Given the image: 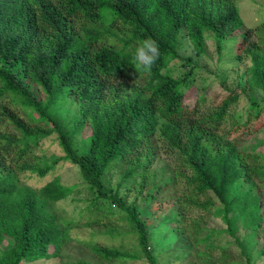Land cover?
I'll return each mask as SVG.
<instances>
[{
	"label": "trees",
	"instance_id": "16d2710c",
	"mask_svg": "<svg viewBox=\"0 0 264 264\" xmlns=\"http://www.w3.org/2000/svg\"><path fill=\"white\" fill-rule=\"evenodd\" d=\"M207 33L219 58L228 49L235 61H248L241 90H228L216 106L208 87L192 86L193 69L181 77L169 72L174 61L189 63L179 55V36L201 57ZM253 34L259 41L250 40ZM148 37L161 52L150 73L133 63L136 45ZM246 89L264 94V21L244 25L236 0H0V264L60 256L73 221L61 220L50 206L72 193L59 178L67 165L78 168L93 195L88 210L98 214L99 202L109 200L126 214L147 264H159L148 250V220L164 192L179 202L162 217L166 227L176 225L179 233L189 212L210 209L226 226L203 238L204 230L191 231L174 259L256 264L264 153L251 148L264 143V118L250 127L264 99L248 95L246 113L237 119L230 109ZM49 139L61 156L45 161L35 153ZM160 154L171 156L174 167L157 183L152 167ZM114 166L121 168V183L113 195L104 177ZM128 181L125 187L144 196L126 205L118 193ZM222 235L225 242H216ZM92 250L101 262L137 259L107 247Z\"/></svg>",
	"mask_w": 264,
	"mask_h": 264
},
{
	"label": "rangeland",
	"instance_id": "374dc122",
	"mask_svg": "<svg viewBox=\"0 0 264 264\" xmlns=\"http://www.w3.org/2000/svg\"><path fill=\"white\" fill-rule=\"evenodd\" d=\"M239 9L242 23L249 27H255L264 21V0H236ZM205 54L201 57L194 55L190 42L187 37L179 36V55L184 60L174 61L171 63L169 72L181 77L183 74L194 70L192 86L203 90L209 88L208 101L212 106H216L228 92V90L238 89L240 82L244 81L243 71L248 66V61L244 60L239 63L232 59L233 53L226 49L222 52L220 58L214 49V39L209 33L206 34ZM252 42L259 41L257 34H253L250 38ZM231 43V42H230ZM240 89V88H239ZM241 90V89H240ZM245 95L240 96L237 104L231 107L230 114L237 119L241 118L248 108V95H252L256 100L264 99V94L261 92L250 93L247 89ZM217 95L215 98L214 96ZM75 107H71L74 111ZM264 118V103L263 111L259 119L252 123L250 129L262 125ZM231 123L227 125L229 128ZM264 129L259 134L264 140ZM256 142H261L260 137L255 138ZM88 146L84 148L83 153L87 151ZM249 150V147H247ZM258 154L264 153V143L251 148ZM37 156H45V161L51 160L53 156H61V151L53 139H49L40 150L35 153ZM174 167L173 158L166 154H160L155 160L152 167L155 172V182L162 179L164 169H172ZM121 168L114 166L105 175L104 181L109 194H115L118 184L121 183ZM60 182L62 185L72 188V193L65 200L50 206V210L61 220L73 221L69 228L70 239L63 246L60 256L54 259L39 261L32 264H74L78 261H84L91 264H147L142 251L137 243L134 226L129 222L124 212L116 208L109 200H101L98 204V214L92 210H88L89 202L93 199L92 193L88 190L87 185L82 180L77 167L67 165L59 173ZM26 181V180H25ZM29 185H33L34 181H27ZM26 182V183H27ZM182 183V182H181ZM123 187L119 190V197L126 198V205L133 200L139 201L143 198L138 196V188L131 187L128 189L126 185L131 186V182H122ZM168 193L157 196V203L153 206L156 209L153 217L148 220V225L151 229V241L149 243V252L155 254L159 264H187L191 263L192 259L187 258L183 261L173 258V254L182 255V251L187 247L185 241L188 239V234H199L201 229L204 230L200 235L201 238L209 235L212 230L219 231L225 229V225L220 217L215 216L213 209L208 212L194 210L186 215L183 225H179V233L175 230L178 226L173 225V228L166 227L162 221V217L167 211L173 207L179 208V202L176 196L167 197ZM152 209V210H154ZM262 222L259 228V233L255 238V247L252 249V256L256 264H264V259H258V250L264 245V193L262 194V207L259 210ZM97 214V215H96ZM101 218L100 223H92L94 218ZM191 233V234H192ZM245 235V232L240 228L239 233ZM225 236L222 235L215 239L218 243L225 242ZM107 247L116 249L122 252H128L137 256L136 260H116L112 262H101L96 258L92 248ZM199 250L203 246L198 247Z\"/></svg>",
	"mask_w": 264,
	"mask_h": 264
},
{
	"label": "clouds",
	"instance_id": "9594fccd",
	"mask_svg": "<svg viewBox=\"0 0 264 264\" xmlns=\"http://www.w3.org/2000/svg\"><path fill=\"white\" fill-rule=\"evenodd\" d=\"M161 55L158 42L151 38H145L139 42L134 50L133 63L150 73L153 66L159 60Z\"/></svg>",
	"mask_w": 264,
	"mask_h": 264
}]
</instances>
